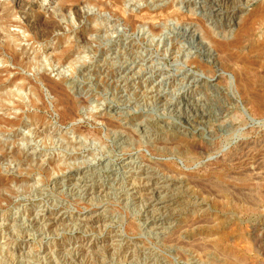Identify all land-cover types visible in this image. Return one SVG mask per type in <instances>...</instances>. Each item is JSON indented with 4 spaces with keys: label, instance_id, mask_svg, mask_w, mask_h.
I'll return each mask as SVG.
<instances>
[{
    "label": "rangeland",
    "instance_id": "rangeland-1",
    "mask_svg": "<svg viewBox=\"0 0 264 264\" xmlns=\"http://www.w3.org/2000/svg\"><path fill=\"white\" fill-rule=\"evenodd\" d=\"M260 11L0 0V264H264Z\"/></svg>",
    "mask_w": 264,
    "mask_h": 264
},
{
    "label": "bare ground",
    "instance_id": "bare-ground-1",
    "mask_svg": "<svg viewBox=\"0 0 264 264\" xmlns=\"http://www.w3.org/2000/svg\"><path fill=\"white\" fill-rule=\"evenodd\" d=\"M76 10V9H75ZM76 16V15H75ZM264 17V11H260V12H258L257 14H255L254 16H253V19L255 20V19H258V18H263ZM53 26V25H52ZM37 27V26H36ZM51 27V26H50ZM40 29V28H39ZM32 30H33V28H32ZM39 34V33H38ZM46 35V34H45ZM26 57V56H25ZM43 68V67H42ZM42 79V78H41ZM47 79V78H46ZM46 79H44V80H46ZM43 80V79H42ZM45 82H47V81H45ZM48 83V82H47ZM9 84V83H8ZM52 85V84H51ZM8 86V85H7ZM1 88V87H0ZM57 88V87H56ZM52 89V88H51ZM58 89V88H57ZM59 90V89H58ZM18 91V90H17ZM50 92V91H49ZM53 93V92H52ZM251 101H252V103L257 107V109L259 110V111H261V112H264V102H263V100H262V98L260 97V96H257V95H254V96H252L251 97ZM110 127V126H109ZM110 128H113V127H110ZM233 128V127H232ZM36 135V134H35ZM49 139V138H48ZM48 141H50V140H48ZM47 141V142H48ZM58 145V144H57ZM54 146H56V145H54ZM57 147V146H56ZM64 150V149H63ZM63 150H61V151H63ZM262 167V166H261ZM49 169V168H48ZM218 188H222V186H220V187H218ZM203 192V191H202ZM178 240V239H177ZM175 241V240H174ZM174 241H171V242H174ZM169 242H170V240H169ZM188 245V244H187ZM187 247V246H186ZM198 247V246H197ZM201 247V246H200ZM198 249V248H197ZM196 249V250H197ZM97 250V249H96ZM195 250V249H194ZM85 253V252H84ZM80 262V261H79ZM74 264V263H73ZM91 264V263H90Z\"/></svg>",
    "mask_w": 264,
    "mask_h": 264
}]
</instances>
